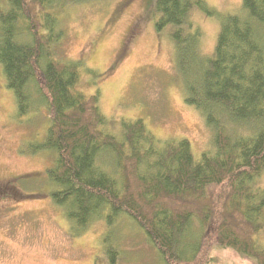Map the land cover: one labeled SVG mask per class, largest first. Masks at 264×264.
Wrapping results in <instances>:
<instances>
[{"label":"trees","instance_id":"obj_1","mask_svg":"<svg viewBox=\"0 0 264 264\" xmlns=\"http://www.w3.org/2000/svg\"><path fill=\"white\" fill-rule=\"evenodd\" d=\"M84 1L0 2L6 84L18 114L32 113L43 126L19 151L52 157L26 189L47 191L72 235L105 222L101 247L110 264L133 261L139 240L167 264H214L218 247L264 264L257 240L264 231V0H242L236 13L206 0H152L156 29L172 25L176 82L212 133L199 157L188 138L161 139L142 117H122L118 133L107 130L100 89L82 86V72L93 84L99 72L59 52L62 11ZM195 7L220 20L211 53L201 48Z\"/></svg>","mask_w":264,"mask_h":264},{"label":"rangeland","instance_id":"obj_2","mask_svg":"<svg viewBox=\"0 0 264 264\" xmlns=\"http://www.w3.org/2000/svg\"><path fill=\"white\" fill-rule=\"evenodd\" d=\"M206 1L223 13L239 12L242 3ZM157 18L152 0L71 4L61 14L65 36L59 52L99 72L96 84L92 75L82 72V86L88 92L97 86L100 89V107L111 118L107 130L118 133L122 117H142L161 139L188 138L199 157L212 147V133L198 109L185 101L182 86L174 77L172 25L158 30ZM191 19L201 28L202 50L211 53L220 20L198 7ZM30 118L32 113L18 114L14 93L0 65V264H110L101 247L105 222L95 221L82 234L72 235L63 209L48 192L24 186L31 178L40 179L52 161L45 153L19 151L23 142L37 138L43 129L39 121ZM261 183L264 185V178ZM257 240L264 247V231ZM139 247L133 261L118 264H167L142 240ZM213 263L258 264L222 247L214 250Z\"/></svg>","mask_w":264,"mask_h":264}]
</instances>
